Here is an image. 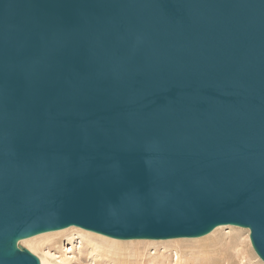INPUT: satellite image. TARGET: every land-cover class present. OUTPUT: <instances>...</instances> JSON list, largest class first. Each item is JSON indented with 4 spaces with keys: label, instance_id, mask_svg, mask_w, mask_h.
<instances>
[{
    "label": "water",
    "instance_id": "95a60500",
    "mask_svg": "<svg viewBox=\"0 0 264 264\" xmlns=\"http://www.w3.org/2000/svg\"><path fill=\"white\" fill-rule=\"evenodd\" d=\"M71 226L264 262V0H0V264Z\"/></svg>",
    "mask_w": 264,
    "mask_h": 264
},
{
    "label": "rangeland",
    "instance_id": "374dc122",
    "mask_svg": "<svg viewBox=\"0 0 264 264\" xmlns=\"http://www.w3.org/2000/svg\"><path fill=\"white\" fill-rule=\"evenodd\" d=\"M222 227L223 228L221 229L219 234L212 239H203L199 243H194L193 241H177L178 243H180V249L183 250V252H185L187 256L185 261L181 264H220L222 262V259H227L231 262L233 260V257L231 255L234 254V252H232L234 248L236 250L239 249L247 254L249 260L248 264H259V262H262L261 260H259V258L257 260V258L252 256L251 250H254L250 245L249 231L247 229H242L234 226ZM82 238L83 237H81L77 231H71L70 234L66 233L61 237V243L58 246H47L44 252H47L49 250L51 255H53L52 259L55 260L56 263L60 261V257L65 255V264H120L123 261L125 262L129 253L130 255H132L133 253L130 249H128L129 251H127L126 249L124 251V253L126 252L125 254L112 253L114 249L111 248L110 245H107L105 243L103 244L99 240H95L93 243H91L95 246V249H93L90 244L88 245V243H85L84 239L82 240ZM161 241L162 240H160L159 243L146 246L144 248L145 250L147 249L146 253L150 254L153 252H163L167 253V256L169 255L172 259V255L174 252L173 250L175 248L174 245H172V243H163L165 240H163L162 242ZM139 248L143 249L142 246H139ZM103 250H106L107 252ZM248 260L246 259V262ZM127 261H129L128 263L131 264H133L134 262V260L132 259H127Z\"/></svg>",
    "mask_w": 264,
    "mask_h": 264
},
{
    "label": "bare ground",
    "instance_id": "6f19581e",
    "mask_svg": "<svg viewBox=\"0 0 264 264\" xmlns=\"http://www.w3.org/2000/svg\"><path fill=\"white\" fill-rule=\"evenodd\" d=\"M222 228H223L222 226H218L210 234H207L205 237H201L198 239L197 238H194V239L176 238V240L174 239L165 240L163 243H172V245H174L175 247L173 250L174 252L172 255V259L169 255L167 256V253H163V252H160V253L153 252L150 254L146 253L147 249L146 250L144 249L146 246L150 244L153 245L155 243H159L160 240L159 241L158 240H119V239H113V238H110V237H107L101 234H97L91 231H87V230H84V229H81L75 226H71V227H68L62 230L42 233V234L33 236L31 238H28V239L20 240L18 241L17 245L19 248L20 247L26 248L29 250V252L36 255V257L39 259L40 264H65L66 262V260L64 259L65 255L60 257L61 258L60 261L56 263V261L52 259L53 255H51L49 250L47 252H44V251L47 248V246L49 247L58 246L61 243V237L65 235L66 233L70 234L71 231H77L80 234V236L83 237L82 240L84 239L85 243H88V245L90 244V246L93 249H95V246L92 245L91 243H93L95 240H99L103 244L105 243L107 245H110L111 248L114 249L112 253H124L126 249L127 251H129L128 249H130L133 252L132 255H130V253L128 252L129 254L127 253L128 257L126 258L125 262L123 261L120 264H127L129 262L127 261V259L134 260L133 264H181L182 262L185 261L187 256L185 252H183V250L180 249L181 247L180 243H178L177 241H193L194 243H199L203 239H212L216 237ZM242 229H245V228H242ZM181 243H185V242H181ZM250 245H251V242H250ZM139 246H142L143 249L139 248ZM103 251L107 252L106 250H103ZM232 252H234V254L231 255L233 257V260L230 262L227 259L225 260L222 259L223 263L221 262L220 264H248L249 260H248L246 253L242 252L239 249L236 250L235 248L232 250ZM251 252H252V256L257 258L258 260L259 257L255 253V251L251 250ZM166 257H169V258H166ZM246 259L248 260L247 262H246ZM259 260L261 259L259 258ZM262 262H259V264L260 263L262 264ZM128 264H131V263H128Z\"/></svg>",
    "mask_w": 264,
    "mask_h": 264
}]
</instances>
